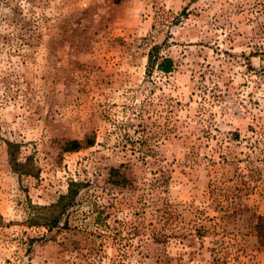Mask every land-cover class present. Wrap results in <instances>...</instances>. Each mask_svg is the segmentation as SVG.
Wrapping results in <instances>:
<instances>
[{
  "label": "rangeland",
  "instance_id": "rangeland-1",
  "mask_svg": "<svg viewBox=\"0 0 264 264\" xmlns=\"http://www.w3.org/2000/svg\"><path fill=\"white\" fill-rule=\"evenodd\" d=\"M259 217L264 0H0V264H264Z\"/></svg>",
  "mask_w": 264,
  "mask_h": 264
},
{
  "label": "trees",
  "instance_id": "trees-1",
  "mask_svg": "<svg viewBox=\"0 0 264 264\" xmlns=\"http://www.w3.org/2000/svg\"><path fill=\"white\" fill-rule=\"evenodd\" d=\"M158 69L164 73H170L172 72L173 68V60L170 58L164 59L163 62L158 63L157 65ZM9 155H10V160L12 164V168L21 174H31V170H27V166L25 164H22L19 162L15 148L16 145L13 143H9ZM81 148V143L78 141H72L67 144L66 150L67 151H78ZM112 178H116V183L119 185L121 184L120 182V175L117 170H112L111 173ZM79 187V184L72 182L70 184L69 192L66 196H62L58 202V205H56L55 208V213H57L56 216H54L49 225L51 227L57 226L59 222V217L67 212V210L71 207L74 206L75 200L78 196V189L75 187ZM67 224V221H66ZM256 233H257V238L260 246L264 247V217H259L258 218V223L256 225Z\"/></svg>",
  "mask_w": 264,
  "mask_h": 264
}]
</instances>
